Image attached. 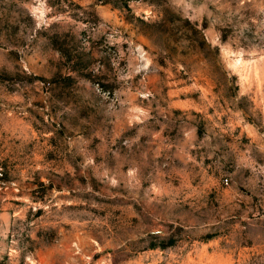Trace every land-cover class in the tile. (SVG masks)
<instances>
[{"label":"rangeland","instance_id":"374dc122","mask_svg":"<svg viewBox=\"0 0 264 264\" xmlns=\"http://www.w3.org/2000/svg\"><path fill=\"white\" fill-rule=\"evenodd\" d=\"M0 264H264V0H0Z\"/></svg>","mask_w":264,"mask_h":264}]
</instances>
